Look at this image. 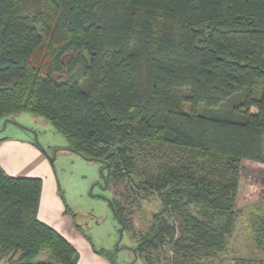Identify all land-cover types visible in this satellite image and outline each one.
I'll use <instances>...</instances> for the list:
<instances>
[{
  "label": "trees",
  "instance_id": "1",
  "mask_svg": "<svg viewBox=\"0 0 264 264\" xmlns=\"http://www.w3.org/2000/svg\"><path fill=\"white\" fill-rule=\"evenodd\" d=\"M20 112L130 184L138 197L111 203L125 229L137 198L159 199L146 264L161 247L222 264L244 163L264 164V0H0V118ZM42 192L0 168V261L79 263L39 218ZM254 212L264 264V202Z\"/></svg>",
  "mask_w": 264,
  "mask_h": 264
},
{
  "label": "rangeland",
  "instance_id": "2",
  "mask_svg": "<svg viewBox=\"0 0 264 264\" xmlns=\"http://www.w3.org/2000/svg\"><path fill=\"white\" fill-rule=\"evenodd\" d=\"M0 168L13 176L42 179L39 216L77 248L79 263L146 264L136 249L153 215L162 208L159 199L137 198L132 228L125 229L111 203L115 198L128 206L125 196L138 197L130 184L107 182L105 164L71 150L70 142L44 117L20 112L0 118ZM263 202L264 164L245 162L237 201L242 212L222 264H258L261 256L254 246L250 219ZM145 255L151 258L147 264H171L166 247Z\"/></svg>",
  "mask_w": 264,
  "mask_h": 264
},
{
  "label": "crops",
  "instance_id": "3",
  "mask_svg": "<svg viewBox=\"0 0 264 264\" xmlns=\"http://www.w3.org/2000/svg\"><path fill=\"white\" fill-rule=\"evenodd\" d=\"M4 171H5V169L4 168H2ZM6 172V171H5ZM7 173V172H6ZM8 174V173H7ZM10 175V174H9ZM11 176H13V175H11ZM42 198V197H41ZM41 204V203H40ZM39 213H40V210H39ZM39 218L41 219V217L39 216ZM42 220V219H41ZM43 221V220H42ZM44 222V221H43ZM47 224V223H46ZM51 226V225H50ZM52 228H54L55 230H57V228L56 227H54V226H51ZM58 232H60L59 230H57ZM61 233V232H60ZM62 234V233H61ZM63 235V234H62ZM80 261V260H79ZM0 264H8V261L6 260V259H4V260H1L0 261ZM78 264H82V263H78Z\"/></svg>",
  "mask_w": 264,
  "mask_h": 264
}]
</instances>
